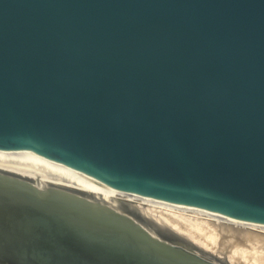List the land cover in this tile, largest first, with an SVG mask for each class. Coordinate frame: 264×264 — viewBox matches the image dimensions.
Returning <instances> with one entry per match:
<instances>
[{"label":"water","instance_id":"obj_1","mask_svg":"<svg viewBox=\"0 0 264 264\" xmlns=\"http://www.w3.org/2000/svg\"><path fill=\"white\" fill-rule=\"evenodd\" d=\"M0 149L264 224V0H0ZM0 264L234 263L0 169Z\"/></svg>","mask_w":264,"mask_h":264},{"label":"bare ground","instance_id":"obj_2","mask_svg":"<svg viewBox=\"0 0 264 264\" xmlns=\"http://www.w3.org/2000/svg\"><path fill=\"white\" fill-rule=\"evenodd\" d=\"M0 169L30 177L39 186L73 188L113 204L125 201L155 224L221 257L227 253V260L234 264H264V224L126 192L42 154L0 149Z\"/></svg>","mask_w":264,"mask_h":264},{"label":"rangeland","instance_id":"obj_3","mask_svg":"<svg viewBox=\"0 0 264 264\" xmlns=\"http://www.w3.org/2000/svg\"><path fill=\"white\" fill-rule=\"evenodd\" d=\"M222 255H223L222 257L225 258V259L227 260V258H228V257H227V253H222Z\"/></svg>","mask_w":264,"mask_h":264}]
</instances>
